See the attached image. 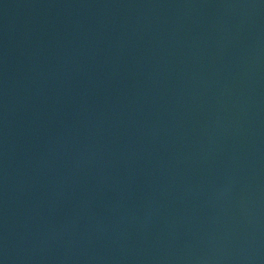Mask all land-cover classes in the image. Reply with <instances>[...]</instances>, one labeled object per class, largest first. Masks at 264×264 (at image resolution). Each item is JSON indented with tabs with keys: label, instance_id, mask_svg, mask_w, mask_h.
<instances>
[{
	"label": "water",
	"instance_id": "water-1",
	"mask_svg": "<svg viewBox=\"0 0 264 264\" xmlns=\"http://www.w3.org/2000/svg\"><path fill=\"white\" fill-rule=\"evenodd\" d=\"M0 264H264V0H0Z\"/></svg>",
	"mask_w": 264,
	"mask_h": 264
}]
</instances>
